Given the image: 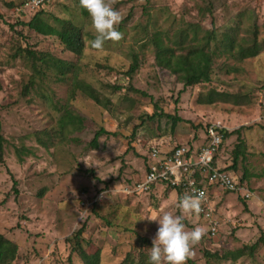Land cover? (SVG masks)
Returning <instances> with one entry per match:
<instances>
[{
    "label": "rangeland",
    "instance_id": "obj_1",
    "mask_svg": "<svg viewBox=\"0 0 264 264\" xmlns=\"http://www.w3.org/2000/svg\"><path fill=\"white\" fill-rule=\"evenodd\" d=\"M24 2L0 0V235L18 246L12 264H84L79 245L90 255L99 253L100 264H139L138 258L149 256L152 246L140 238L152 243L159 227L140 219L165 212L179 215L177 202L185 194L162 183L147 192L138 188L146 176L150 146L170 151L193 143L197 148L211 125L229 133L241 130L255 174L245 188L260 198L261 213L246 214L247 203L254 199L212 188V201H221L218 207L226 221L212 238L207 222L199 217L184 220L188 230L204 229L190 259L194 264H264V51L240 63L217 57L211 81L185 89L169 70L156 65L155 48L149 43L158 31L173 42L186 35L189 42L194 28L200 39L214 28L219 38L237 27L245 36L255 23L261 40L264 0H118L114 7L122 16L118 28L124 27L123 39L107 41L102 51L90 47L91 20L79 0H48L41 10L50 24H55L54 17L67 19L87 33L81 59L65 51L56 37L22 26L33 17L22 12ZM26 50L77 63L80 78L110 98L111 109L81 92L71 100L70 73L65 79L41 63L36 73ZM133 53L139 55V68L130 80L126 72ZM115 85L122 90L107 87ZM212 89L246 97L247 102L199 104V96ZM68 108L83 123L62 134L59 120ZM169 116L183 121L173 130ZM100 129L117 135L101 136L93 150L90 144ZM237 138L224 143L217 158L221 166L231 165ZM258 242L254 257L237 262L204 255Z\"/></svg>",
    "mask_w": 264,
    "mask_h": 264
},
{
    "label": "trees",
    "instance_id": "obj_2",
    "mask_svg": "<svg viewBox=\"0 0 264 264\" xmlns=\"http://www.w3.org/2000/svg\"><path fill=\"white\" fill-rule=\"evenodd\" d=\"M28 1L30 0H25L22 5L21 10L24 13L32 12L25 9V4ZM47 2L48 0H46L45 4H47ZM32 14V19L29 22L21 23L22 26L29 28L36 34L43 37H56V39L60 41L61 45H63L65 51L79 59L83 57V53L88 47L86 43V36L88 37V35L83 27L77 26L71 20L61 19L58 17L53 18L55 24H50L48 18L46 17V13L43 10L36 12L33 11ZM84 14L89 15L85 9ZM118 30L123 32L124 27L121 25ZM217 31L219 30L214 28L200 39L198 38V30L194 28L192 30L193 37L189 42L185 40L187 37L186 35H184L183 39L178 38L173 42L169 34L165 36L161 31L155 32L149 43L154 45L155 48L156 65L163 70H169L170 74L175 75L181 83L184 84L186 89L188 87L197 86L211 81L214 59L217 57L220 58L224 56V58L233 59L235 62L240 63L247 59L256 58L264 51V38L261 40L258 38L259 28L256 23L253 25L252 30L250 28L247 29L245 36L239 35L240 27L222 33L220 38L217 36ZM91 39H94V37ZM173 45L177 46V49L174 48ZM26 52L29 59L32 61L36 73L39 72L37 70L38 63L43 64L46 68H56L58 70V76H62L65 79H67V75L70 73L71 100H74L77 93L81 92L103 108L107 110L111 109V99L80 78V68L77 63H65L61 60H56L53 56L43 53L41 56H38L33 51L26 50ZM132 55L133 63L130 70L126 72V76L130 80L139 68V55L134 53ZM230 69L234 71L238 70L236 66H232ZM107 87L112 90H122V87L117 85ZM139 93L145 95L143 92ZM216 102L232 103L233 105L238 106L243 102H247V98L243 96H234L232 94L212 89L207 94H201L198 99V103L202 105H213ZM150 118H153V116H150ZM171 119L174 120L172 127L173 130L175 129L177 123L183 121L177 116L174 118L171 117ZM82 123L83 118L76 116L69 108L64 111V114L59 120V126L62 134L67 131V127L77 129V127ZM222 133L223 144L218 149L214 160L217 163L218 155L220 154L227 139L237 135V142L233 144L234 150L232 154V163L231 165H227L222 168V171L232 172L237 176L240 185L246 187L245 181L255 177V174L251 173L252 169L248 165V155H250V152L248 151L245 140L241 137V130H236L230 133L223 130ZM103 135H117V133L100 129L95 134V137L90 144L93 150L98 149L99 139ZM2 151L3 147L0 145V153H2ZM30 153H32L31 150H28V154ZM245 163H247L248 166H246ZM241 167L242 169H240ZM240 171H242V174H239ZM239 175L242 176L240 177ZM198 178L201 177L198 176ZM181 192V190H178L179 195H181ZM252 199H254V196ZM78 236H81V233H78ZM140 240L148 245H152V243L145 238H140ZM259 245L260 244L258 242L251 246H245L242 249L226 251L223 254L206 251L204 255L206 258H215L220 262H237L243 257H254ZM77 251L84 264H100L99 253L90 255L86 253L80 245ZM17 255V244L8 240L5 236L0 235V264H12L17 259ZM138 259L139 264H149V256L141 254V257ZM146 261L148 263H146ZM187 264H194V261L189 258Z\"/></svg>",
    "mask_w": 264,
    "mask_h": 264
},
{
    "label": "built area",
    "instance_id": "obj_3",
    "mask_svg": "<svg viewBox=\"0 0 264 264\" xmlns=\"http://www.w3.org/2000/svg\"><path fill=\"white\" fill-rule=\"evenodd\" d=\"M46 0H30L25 4L27 11H39L44 8ZM223 129L218 125H211L207 130V139L197 148L193 143L187 146H176L172 150H163L161 146L152 144L149 148L147 172L144 181L138 185L142 191H150L157 183L170 186L175 190L188 192L194 187L205 193L202 204V212L199 218L207 222L210 237H216L223 222L216 217V211L212 206L209 187L211 185L222 188L225 191L240 193L246 200L253 198L247 188L240 185L236 175L232 172L222 171L215 156L223 144ZM200 176L201 178H198Z\"/></svg>",
    "mask_w": 264,
    "mask_h": 264
},
{
    "label": "clouds",
    "instance_id": "obj_4",
    "mask_svg": "<svg viewBox=\"0 0 264 264\" xmlns=\"http://www.w3.org/2000/svg\"><path fill=\"white\" fill-rule=\"evenodd\" d=\"M117 2L118 0H79L80 6L88 12L91 20L90 30L94 36L90 42L92 49L102 51L105 42L117 43L123 39V33L118 30L122 16L114 7ZM84 163L89 166L86 161ZM205 198L203 191L192 187L191 194L186 191L178 199L179 215L165 212L161 216L147 215L140 219L157 222L159 225L150 247L149 264H187L193 248L204 235V229L196 226L188 230L184 220L199 217Z\"/></svg>",
    "mask_w": 264,
    "mask_h": 264
},
{
    "label": "crops",
    "instance_id": "obj_5",
    "mask_svg": "<svg viewBox=\"0 0 264 264\" xmlns=\"http://www.w3.org/2000/svg\"><path fill=\"white\" fill-rule=\"evenodd\" d=\"M223 167H225V166H223ZM214 188H216V186H210L209 187V195H210V200H211V203H212V206H213V208L215 209V211H216V217L218 218V219H220L222 222L223 221H226V217H225V214H223L222 212H221V208H220V206L218 207V205L221 203V201H219V202H214V201H212V195H211V193L213 192V189ZM218 190V189H217ZM219 191V190H218ZM261 200H260V198H257L256 199V197L254 198V200H252V203L251 204H248L247 203V207H246V210H247V215L248 216H253V215H257L258 213H261V211H260V207H261ZM264 213V212H263ZM200 219V218H199ZM247 219V218H246ZM202 220V219H201ZM204 221V220H203ZM223 227V226H222Z\"/></svg>",
    "mask_w": 264,
    "mask_h": 264
}]
</instances>
